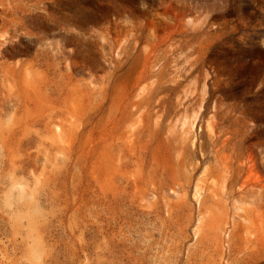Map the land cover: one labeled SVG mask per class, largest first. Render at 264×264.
Returning a JSON list of instances; mask_svg holds the SVG:
<instances>
[{"label":"rangeland","instance_id":"374dc122","mask_svg":"<svg viewBox=\"0 0 264 264\" xmlns=\"http://www.w3.org/2000/svg\"><path fill=\"white\" fill-rule=\"evenodd\" d=\"M264 264V0H0V264Z\"/></svg>","mask_w":264,"mask_h":264},{"label":"clouds","instance_id":"9594fccd","mask_svg":"<svg viewBox=\"0 0 264 264\" xmlns=\"http://www.w3.org/2000/svg\"><path fill=\"white\" fill-rule=\"evenodd\" d=\"M37 264H38V262H37Z\"/></svg>","mask_w":264,"mask_h":264}]
</instances>
